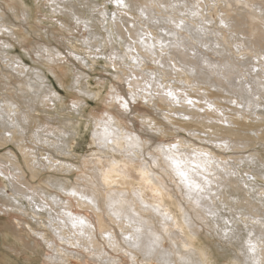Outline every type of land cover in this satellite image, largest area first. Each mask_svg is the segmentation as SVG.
<instances>
[{
  "label": "bare ground",
  "instance_id": "1",
  "mask_svg": "<svg viewBox=\"0 0 264 264\" xmlns=\"http://www.w3.org/2000/svg\"><path fill=\"white\" fill-rule=\"evenodd\" d=\"M48 1L55 3L53 7H56V11L61 13L64 11L69 19H74L78 23L81 22V26L87 30L90 29L89 32L86 30L87 33H80L81 39L87 47L91 49L101 48L102 42L95 41L92 39L93 36L102 38L104 43L107 40H104L103 35L101 36L96 31L95 19L106 31L110 43L115 44L117 39L123 41L125 50L119 51L115 45L111 48L112 52L110 54L113 59V66L117 68L120 60L122 62L132 60L133 63L131 61L124 63L130 65L131 68L128 69V66L123 67L124 69L121 68V71L135 76L134 79L136 80L131 82L128 79L129 90H119L118 86H114L113 89L118 94H113L112 98L115 100H117V97L122 98L128 103V107L132 112L147 114L145 118L150 120L149 125L154 123V130L164 125L151 117L150 112L141 109L139 102L133 108L131 104H134L138 98L150 102L155 99L152 102L159 101L162 106L160 109L163 108L170 114L178 113L177 109L163 107L164 105L178 106V102H171L166 95L160 94L164 93L161 87L162 71L145 67L142 70H147L149 75H145L140 71L137 72V68L141 65L157 62L159 67L162 66L164 69L172 70L173 68L175 72H172L171 75H176L177 82L188 85L193 84L195 86L192 87H197L195 92H203L201 99L209 101L206 106L210 111H214L212 109L222 111V117H216L201 105H197L196 108L202 113H193L194 111L190 110L187 105L183 108L186 110L184 115L191 118L190 121L186 120L188 122L181 121V119L174 118L171 115H163L168 122L176 126V130L180 128L186 130V132L198 131L203 135H207L206 137L193 134L194 139L207 141L209 144L220 143V145H215V148L213 147V151L216 148L218 151L232 149L237 151L236 153H240L239 150L250 146L251 142L252 144L264 143V132H261V128L264 126V106H262L264 105V83L261 81V78L264 77L262 76L264 70L256 75L253 70L251 71L252 68L247 65L251 58L258 55L264 57V49L256 43V45H251L254 50L251 58H247L246 61L242 62L236 61L231 55L223 56L227 53L233 56L234 54L233 51L231 53L229 51L230 48L227 45L229 43L217 36L219 31L215 30L214 26L209 27L214 19L212 20L207 14L204 15V5L200 4L199 0L197 2L191 0H145L144 3L137 0H124L125 14L122 12L124 15H117L116 11L108 13L107 7L99 8V4L93 0H80V2H85L86 8L83 10L67 6L63 3L64 0ZM204 1L209 5L210 2L215 1V3H211L212 7L209 9H217L216 12L220 14L219 16L222 19L221 23L227 26L233 36L232 39L235 40L234 37L236 36L245 37L249 44L252 43L251 40L256 42L261 39L260 28H264V4L260 0ZM231 3L238 4L240 8L237 7L236 11H228L225 6L232 7ZM25 4L23 0H13L10 5L0 4V33L2 29L10 31L11 37L21 43L29 55L32 54V51L38 56L46 52L50 62L55 64L57 61H63L61 58L54 59L62 54L60 53L61 50L59 51L52 43H49L48 46V42H39L34 49L32 43L30 45L23 38L20 40L19 31H14L15 28L13 29L12 23L8 21L10 16L6 11H17V18L20 19L22 16L28 24L30 12ZM16 5L19 6L18 9ZM154 6L157 8L156 11L153 10ZM90 10H97V16L90 17L87 13ZM126 15L129 17H126ZM244 21L247 22L244 24ZM61 23L72 31L71 23L68 24L67 21L62 20ZM118 23L124 27L125 35L129 36L130 42L116 31L115 28ZM20 24L22 23L20 22ZM157 24L159 26H156ZM81 26L76 25L75 27L81 28ZM179 30H183L187 35ZM122 33L124 34V32ZM212 35L215 39L214 45L219 48L218 51L216 48L213 50L212 47H208V41H211ZM241 40L244 44L247 43L246 40ZM0 44L6 47V49H0L2 90L5 88L7 92L12 91L11 94L8 93L5 94L7 96H3L6 98H0V144L2 141L4 143L11 140L18 142L21 137L18 138L19 135H16L15 138L14 134L27 136L28 132L32 131V136L36 142L45 143L48 146V149L44 148V150L49 156L47 160L51 165L48 167L49 170L54 168L63 172H71L72 169L76 168L81 171L75 182L66 177L50 175L47 178L43 176V184L34 185L33 182L42 177L40 168L46 167L44 161L42 162L39 159L37 147H30L27 144L24 147L22 146V149L29 150L28 154L25 152L27 157L32 155V158H29L31 160L27 158V170L31 173L30 179H28V173L23 169L19 158L14 152H10V156L7 157L0 155V175L8 177L7 180L12 185L11 189H13L12 196L4 195L6 187L4 181L0 179V205L4 209H0V212L6 215L11 213L10 211H13V213L22 212L29 217V210L24 207L22 202L23 199L29 200L34 218L39 217L41 219H39L40 222L37 221L40 226L35 228L29 222L15 217L18 219V225L17 228L12 227V232L16 239H20L24 235L20 227L23 228L24 224L27 225L34 236V239L28 236V239L34 245L33 249H41L40 262L42 264H72L71 258L81 260L82 264H219L218 261L213 259L215 257L210 258L212 254L204 247L208 243L205 240L204 242L200 241L201 238L197 237L201 234L199 230H205L204 227H207L206 236L217 238L218 244L214 242L217 244L216 247L223 254H228L226 252L230 251L229 244L231 239L234 238V231L228 232V225L222 226L214 223L217 221L214 219L216 217L214 215L219 212L213 202L217 195L225 208L230 211L234 210L235 213H239L241 216L245 215L246 218H239L241 224L243 223L245 226L252 225L249 231H251L250 234L254 233V237L250 235L245 238L247 236L244 234L245 237L242 238L243 235H241V240L235 246H238V248H233L231 251L233 257L238 261V264H264V230L257 231L258 226L253 225L254 222H257V219L262 218L263 221L261 223L259 221V223L264 227V189L260 188V184L258 185V191H251L249 188L253 184L250 186L247 184L248 181H245L244 174L241 178L237 177L238 173L235 172L238 168L237 165H232V163L231 167L226 165L227 163H223L228 161L226 157L199 146L197 143L193 144L192 149L188 148L187 144L191 141L185 139L181 140L183 143L169 141L170 143L166 145H164L165 141L168 140L163 139L162 141L159 140L155 147L149 145L146 148L144 139L139 140L138 135H133L130 129V134L122 138L119 137L121 142L123 140L126 143L125 146H121V142H118L119 131L128 132L129 127H126L127 124L123 121V111L125 110L120 109L119 104L118 106L114 105L110 110L105 108L107 106L99 107L94 114L92 113L93 121H95L93 139L98 149L92 152L91 159L82 161L79 165L72 163L70 160L72 156H65L64 152L69 140L68 135H72L68 133L73 131H70L66 126L54 130L55 128L53 129L52 126L56 125L34 116V113L40 112L37 111L38 104L49 108V105L55 104L54 102L60 100L61 96L52 87L44 83L47 77L42 72L35 76L37 79H33L31 75L24 74L21 66L15 68L19 57H14L15 55L8 52V47L14 48L10 40L0 37ZM203 47L209 51L213 50L211 51L214 55L213 59L206 52L201 51L200 48ZM72 48L76 49L77 47ZM78 58L84 65H87L83 58ZM165 60H169L173 64L172 68ZM3 61L6 62L3 64ZM49 70L56 77L57 83L64 87L65 82L62 79V73L65 69L52 65ZM15 73L24 75L27 78H18V81L11 82V78H14ZM169 75L168 72H163V76L168 77ZM139 78H141V81L137 80ZM36 80L39 82L37 83ZM140 82L144 83V86L139 85ZM75 83L79 84L80 92L97 100L100 99V93L89 90V85L86 84L85 86L80 79H77ZM136 83L142 88L139 89L135 85ZM17 84L20 87L16 86ZM201 85H207L208 87H200ZM212 89L215 91H212ZM134 90L139 92L138 98L135 96L133 102ZM142 90L152 94V97L148 98L143 95ZM216 91L221 92V94L215 93ZM126 93L129 94V97ZM171 93L173 96L175 92ZM222 94H226V96ZM156 95L158 96L156 97ZM174 96L178 100V94L175 93ZM216 99L220 101L215 102ZM223 100L233 101L234 104L241 106L242 110L226 107L221 103ZM259 100H263V102L260 103ZM85 101L83 99L74 100L73 103L78 108L75 111H81L83 108L81 109L80 105ZM196 103H200V101H196ZM148 104L150 105V103ZM226 108L234 114L228 113L225 110ZM179 111H182V109L180 108ZM253 116L260 119L258 124L251 123L252 121L247 122V120H254ZM70 117L74 118L73 115H70ZM194 119L197 122L201 119L204 120L202 123L197 124L194 123ZM32 122H35L36 125ZM130 122L135 123L133 120ZM225 123H228V126ZM134 125V129L138 128L139 130L140 125L138 123ZM142 125L144 126L145 123H142ZM231 126H235V128ZM160 130L170 137L173 135L167 133V128H164V130L161 128ZM249 130H255V132L261 134L260 136L255 135L256 137L253 138L243 133ZM75 131L78 135V131L76 129ZM6 133L10 136H7ZM27 139H24V141ZM173 143L179 145L178 150L170 147ZM222 143L225 145L222 146ZM70 151L72 152V150ZM111 151L118 156L113 155ZM259 152L257 151L258 154ZM56 154L60 157H57ZM165 155H174L177 160L189 162L185 165V170L188 172L187 183L164 160ZM11 157L13 160H11ZM251 157L264 161V158L256 155V153L254 154V152ZM237 159L232 162L236 163ZM239 159L241 158L239 157ZM153 160H156L155 164L152 163ZM8 162L11 164L12 169L5 166ZM30 162L31 164H29ZM195 164H199L200 167H193ZM263 164H261L263 167L260 165L262 170L255 171V175L262 177L264 181ZM253 167L255 168V166ZM88 170L90 174L86 173ZM231 174H236V177L232 178L233 175ZM105 177L108 178V183L105 182ZM188 184L199 185L203 191H198L195 187L190 189ZM48 187L53 190L52 194L47 191L46 188ZM227 187L234 188V190L228 191ZM261 187L264 188V185ZM73 192L76 195H72ZM230 197L238 201V204H236V201L230 200ZM217 204L219 203L217 202ZM177 207L182 212L178 211ZM219 207L221 208V206ZM234 214L231 216H234ZM210 215L214 218L208 219L207 217ZM218 217L224 219V216ZM228 217H230V214ZM44 218L47 220V226L43 222ZM81 220L83 221L82 224L79 222ZM180 220H182L185 227L180 224ZM225 220H228L229 223H236L238 226L236 220H229L227 217ZM210 221L214 222L211 223ZM195 236L197 239L193 238ZM126 237H131V239H126ZM207 237L206 240L208 241ZM3 243L7 245L9 241H3ZM250 243L255 244V251L250 250ZM9 249L11 252H16L14 247H9ZM231 252L229 254H232ZM72 254H74L73 257H71ZM233 257L231 256L229 259ZM2 261L4 259L0 257V264H17L16 259L12 257L5 258L4 263H1Z\"/></svg>",
  "mask_w": 264,
  "mask_h": 264
},
{
  "label": "rangeland",
  "instance_id": "2",
  "mask_svg": "<svg viewBox=\"0 0 264 264\" xmlns=\"http://www.w3.org/2000/svg\"><path fill=\"white\" fill-rule=\"evenodd\" d=\"M17 1H19V0H17ZM23 1L26 3L25 5L28 7V10L30 12V17H29V20H28L29 21L28 24H26V22L24 21L22 16H21L20 19L17 18V14H18L17 11H15V10L14 11H10V10L6 11V13L10 16L8 21H10L12 23L11 26L13 27V29L15 28L14 31L15 32L19 31V35L21 36L20 40H22V38H23L24 40L28 41L30 45L32 43V45H33L32 47H34V49L36 47L35 45L37 43H39V42L40 43L48 42L47 43L48 46H49V43H52L54 46H56V48L59 51L61 50L60 53L62 54V55H58V57H55L54 59L58 60V58L59 59L61 58V59H63V61H57L55 64L50 62L48 60V53H46V52H44V53H42L40 55L43 58H41L40 56L35 54L33 51H32V54L29 55V53L25 50V47L24 46L22 47L21 43L17 42L15 38H12L10 31H7L6 29H2V31L0 33V37L1 38L3 37V39H6V40H10V42L12 43L14 48L12 49V48L8 47L7 48L8 52L11 55H15L14 57H16V56L19 57V61H16L17 64H15V68H16V66H21V68L24 70V74L31 75V77L33 79H37L35 76L38 75L40 72H42L44 74V76L47 77V80H44V83L46 85L52 87L57 92V94H59L61 96L60 97L61 99L60 100H56V102H54L55 104H53V103L50 104L49 108H48V106L46 107V106H41V105L38 104V106H37L38 110L37 111H40V112L34 113V116L35 117H39L42 120H47L48 122H51L52 124L56 125V126H52L53 129L55 128L54 130L61 129L64 126H66V127H68V129L70 131H73L72 133H68V134H72V135H68L69 140H68V144L66 146V151L64 152V154H65V156H68V157L72 156V158L70 159L71 162L76 164V165H79L82 161H85L87 159H91L90 155L92 154V152L95 151L96 149H98L96 147L97 144H95L94 139H93V134L95 132L94 131L95 130L94 129L95 128L94 127L95 126V121H93V116L92 115L95 113V111L99 107L107 106L105 108H107V109L109 108L108 110H110L111 107H113L114 105L118 106L119 103H117V100L112 98L113 94H118L117 91L113 89V87L114 86H118L119 90H121V89L129 90V85L127 84V81L129 79L131 82H133L134 80H136V79H134L135 76H133V75H131L129 73L127 74L126 72L121 71V68L128 66V69H129L130 65H127V64H124V63H129L130 61L133 63V61L130 60L128 62L126 60V62H122V60H120V62H118L119 64H118L117 68H115L113 66V62H112L113 59H112L111 54H110L112 52L111 48L113 47V45H115V47H118L117 49L119 51H122V49H124L123 48V41L117 39L116 40L117 42H115V44L110 43L109 40H108V35L106 34V31L103 29L102 25L99 24L96 19H95V23L97 25V29L94 27V30L96 29V31H98L101 34V36L103 35L104 40L105 39H107V40H105L106 43H104L102 38L100 39V37L96 38V37L93 36L92 39H94L95 41L97 40L98 42H102V46L100 45V47H101L100 49L99 48L91 49L90 47H87L85 45L83 39H81V34L89 32L90 29L88 28V30H87L86 28L81 26L82 25L81 22L78 23V22L74 21V19H69L67 13H65L64 11H62V13L59 12V11H56V7L55 8L53 7V6H55V3L49 2L48 0H23ZM93 1L97 2V4H99L98 5L99 8L107 7L108 13H110V12L113 13L115 11H116L117 15H120V14L124 13L125 8L123 6H121L120 4H118L117 1H114V0L113 1L112 0H107V1L106 0H93ZM137 1L144 3L145 0H137ZM191 1L197 2V0H191ZM12 2H13V0H2V1L0 0V4H4V5H8V4L10 5ZM207 2H208V0H207ZM212 2L215 3V1H212ZM212 2H210V5H209V4H206L204 0H199V3L204 5V15L207 14V15L210 16V18H212V20L214 19L213 23L210 24L209 27L214 26L215 30L219 31V34L217 33L218 34L217 36L221 40H225V41H227L229 43L227 45H228V48H230V50L229 49L228 50L230 51V53H231V51H233V54H234V56H233L232 54L227 53V54H223V56L231 55L232 58L235 59L236 61L242 62V61H246L247 58H251V55L254 52V50L251 48V45H256L257 44V45L262 46L263 49H264V30H263L264 28H260L261 39L259 41L254 42L255 40H251L252 43L249 44L247 38H245V37H237V36L234 37L235 38V40H234V39H232L233 36L231 35V33L228 30L227 26L223 25L221 23L222 19L219 16L220 14H218L216 12L217 9L216 8H212L211 10L209 9V8L212 7V4H213ZM260 2H262V4H264V0H260ZM19 3H21V2H19ZM63 3H65L67 6L77 7L80 10H83V9L86 8V6L84 5L85 2H80V0H64ZM231 5H232V7H226L225 6V8H227L228 11H232V10L236 11L238 8H240V6L238 4H236V3H231ZM16 8L18 9L19 6L16 5ZM208 9H209V12L207 11ZM97 10L96 11L95 10H90L91 12L89 11L87 13H88V15L90 17L97 16ZM153 10L156 11L157 8L154 6ZM238 11H240V10H238ZM234 14L236 15V13H234ZM126 17H129V16L126 15ZM61 20L62 21H67L68 24L71 23L70 25H71L72 31L70 29L66 28L64 26V24L61 23ZM20 22L22 24H20ZM246 22L247 21H244V24ZM157 23L159 24V22H157ZM158 24L156 26L160 25V24L159 25ZM76 25H80L81 28L75 27ZM128 25L131 26L130 24H128ZM115 29H116V31L119 32V34H122L124 36L125 40H127L129 42L131 41L129 36L125 35V29H124V27L122 25H120V23H118V25L116 26ZM86 30H87V32H86ZM179 31H181L185 35H187V33H185L183 30H179ZM122 32H124V34ZM213 35H214V33H213ZM213 35H212L211 41H208L209 42L208 43V47H212L213 50H214V48H216L217 51H218V49H219L218 46L214 45L215 39H214ZM241 39H243L244 41L246 40L247 43L244 44ZM91 42H93V41H91ZM91 42H90V44H92ZM90 44H88V45H90ZM74 46L77 47V48L76 49L72 48ZM0 49H6V47L0 44ZM68 49L70 51L72 50L71 54L69 53L70 51ZM200 49H201L202 52H204V53L206 52L208 54V56H211L212 59L214 58V55L211 52L213 50L209 51V50L205 49L204 47L200 48ZM98 53H100V54H98ZM74 54L76 56H73ZM44 57H46V58H44ZM78 57L83 58L86 61L87 65H84V63H82L81 60H78L79 59ZM6 61H8V60H6ZM6 61H3V64ZM1 62H0V65L2 64ZM165 62L170 66V68H172L173 64L169 60H165ZM134 63L136 64V62H134ZM253 63H254V65H253ZM52 65H54L55 67H60V69L63 68V70L65 69L63 71V73H62V79L65 82L64 87H61L57 83L56 77H54V75L49 70V67H51ZM247 65L250 66V68H252L251 71L253 70L254 73H256V75H257V74L261 73L262 70H264V57L258 55L255 58H251V61L250 62L248 61ZM145 67L146 68L159 69V70L162 71V78H161L162 81L161 80L160 81L162 82V86L161 87H162V91L164 93H160V94L163 95V96L166 95L167 99L170 100L171 102L172 101L174 103L178 102V106H175V105H169V106L168 105H164L163 107H166L168 109H170V108L177 109L178 113L170 114L168 111L163 110V108L160 109L162 106L159 104V101L158 102L156 101L155 103L152 102L155 99H152V101L150 102L149 100L146 101V100H143L141 98H138L137 97L138 92H139L138 90H134L133 91V93L135 94V96L139 100L137 99V101L134 102V104L133 103L131 104L132 108H133L134 105H137L138 102H139V106H140L141 109H144V110H147L148 112H150L151 113V117L155 118L157 122L162 123L164 125L161 128L163 130H164V128H167V133H169L171 135L173 134V135L170 137L168 134H165L164 132H162L160 130L161 128H156L157 130L158 129L160 130L159 132L157 130H154V128H155L154 123L149 125L150 120L148 118H145V117H147V114L140 113V112H132V111H130V109L128 107V109H127L128 111H123V114H124L123 115V121L125 122V124H127L126 127H129L128 128V132H125V131L120 132L119 131L118 138L119 137L122 138V137H124V136H126V135H128V134H130L132 132L133 135H135V134L138 135L139 140H143L144 139L143 141H144V145L146 146V148L149 147V145L152 146V147H155L156 144L158 143V141L159 140L162 141L163 139L164 140H168V141H165L164 145L170 143L169 141L182 142L181 141L182 139L188 140L189 142L191 141L189 144H187V147L191 148V149H192L193 144L197 143V145H199V146L205 147V148H207L208 150H210L212 152L215 151V153L220 154L223 157H226L228 159V161L227 162H223L225 164L227 163L226 165L230 166L231 163H232V165H237L238 168H237V170H235V172L237 171V173H238L237 177L241 178L242 174H244L243 177L246 178V180H245L246 182L248 181L247 184H249V186L253 184L249 188V189H251V191H258V189H259L258 185L259 184H260V188L264 189L263 187H261V186L264 185V184H262V183H264L263 178L262 177H257L255 175V171L257 172L259 170H262L263 166L261 164L264 163V161H259V160H257V158L255 159V158L251 157L253 155V152H254V154L256 153V155L261 156L262 158H264V143L259 142V143L252 144V142H251L249 144L250 146L244 147V149L241 148L242 150H239L240 153H236L237 151L232 150V149L226 150V151H218V149L216 148L217 150L214 149V151H213V147L215 145L216 146L220 145V143H217V144L210 143L211 144L210 145L209 143H207V141H201V140L194 139V136H193V134H197V135L199 134L200 136H206V137H207V135H203L202 133H199L198 131L186 132V130L180 129V128H178V130H176V126H174L170 122H168L165 119L164 116L165 115H171L174 118L181 119V121L188 122V121H190L191 118H189L188 116L184 115V112L186 110H184V108H183V107H185L187 105L189 106L190 110L194 111V112L192 111L193 113H195V112L202 113L201 111H199L196 108L197 105H201V106H203V108H206L208 110V112H210L213 116H216V117H222V111H217L216 109H212L214 111H210V109H208V107L206 106L209 103V101H205V100L201 99V95L203 94V92H200V91L195 92L197 87H192V86H195L193 84L188 85L186 83L177 82V80H176L177 77H175L176 75L175 74L171 75L172 72L173 73L175 72L173 68H172V70L171 69H164L162 66L159 67L157 62L155 64L154 63H145L144 65H141L139 68H137V70H138L137 72L140 71V72L144 73L145 75L148 74L147 70H142ZM128 69H126V70L128 71ZM163 72H168V74H170V75L168 77L163 76ZM117 73H118V75H117ZM1 75L2 74H0V91L2 90V87H3V83L1 81V79H2ZM14 75H15L14 78H16V79L11 78V82H16L20 78L21 79L27 78L26 76L19 75L17 73H15ZM130 76H133V77H130ZM246 76L249 78V76L247 74H246ZM262 76H264V73L262 74ZM77 79H80L82 84H84L85 86H86V84L89 85V90L91 89L93 91H98L100 93V97H99L100 99L97 100L94 97H89L86 94L80 92V90L78 88L79 84L77 85L75 83ZM137 80L141 81V78H139ZM238 80H239V78H238ZM164 81H165V83H164ZM261 81L264 83V77L261 78ZM36 82L38 83L39 81L36 80ZM140 84L144 86V83L140 82L139 85ZM135 85H137V87L139 89L142 88L137 83ZM186 85H188V86H186ZM16 86L20 87V85H18V84ZM200 87H208V86L207 85H201ZM183 88H185V89L189 88L190 90L189 89H186V90L184 89L183 90ZM212 91H215V90L212 89ZM11 92L12 91L7 92V90L4 88L0 92V98H2V99L6 98V97H3V96H7L5 94H8V93L11 94ZM168 92H173V93L175 92L176 94H178V96H179L178 100L174 96L175 93L173 94V96L172 95L168 96L167 95ZM141 93L143 95H145L146 97H148V98L152 97V94H150L149 92H146V91L142 90ZM215 93H220L221 94V92H217V91ZM126 95L129 97L128 93H126ZM158 95H156V97ZM222 95L226 96V94H222ZM76 99L86 100L85 102L82 103L83 105L82 104L80 105V108L81 109L83 108V109L81 111H79V112L75 111L78 108L73 107V105H74L73 102ZM188 101H191L192 103H188ZM196 101H200V103H196ZM217 101H220V100L216 99L215 102H217ZM259 101H260V103L263 102V100H259ZM111 103L112 104L114 103V104L112 105ZM148 103H150V105ZM221 103H223L226 107H230V108H234V109L237 108L238 110H242L241 106H238V105L234 104L233 101L227 102V101L223 100ZM262 106H264V105H262ZM118 107L120 109H123L120 106H118ZM180 108L182 109V111H179ZM225 110L228 111V113H230V114H234V112L229 111L227 108ZM70 115H73L74 118H71ZM253 119L254 120H247V122H251L252 121L251 123H256V124L259 123V120H260L259 118L253 116ZM131 120H133L135 123H138L140 125L139 130H138V128L134 129V127H135L134 124L135 123L133 124L132 122H130ZM186 120H188V121H186ZM203 120L204 119H201V120H199L197 122L196 119H194V123L200 124V123L203 122ZM59 121H60V123H59ZM207 122H210V121H207ZM142 123H145V125L143 126ZM32 124H35V122H32ZM225 124L227 125L228 123H225ZM231 127L235 128V126H231ZM75 129L78 131V133H79L78 135L76 134ZM130 129H131V132L129 131ZM261 132H264V126H263V128H261ZM243 133L244 134L246 133V135L252 136L253 138H255L257 135L260 136V134H261V133L258 134L257 132H255V130L244 131ZM6 135H7V133H6ZM16 135L17 136L19 135L18 138L21 137L22 141L20 139H18V138L17 139L20 140L18 142L17 141L15 142V141L11 140L9 142L4 143L2 141L3 146H2V143H1L0 144V155L1 156L3 155L5 157H7V156H10V152H14L17 155V157L19 158V162L21 163V166L28 173V176H27L28 179H30L31 178V173L27 170L28 169L27 168L28 167L27 166V158H28V160H31L29 158H32V155H29L27 157L26 154L29 153V150L28 149L25 150V148L24 149H22V148L24 146H26L25 144L29 145L30 147H37L36 149H37V152L39 154V159L42 162L44 161V163L46 164V167L40 168V172L42 173V177L39 178V179H36V181L33 182L34 185L43 184V176L45 178H47L50 175H56L57 177H66L68 179H71L73 182H75L77 180L78 176H80L81 171H79V169L77 170L76 168L72 169L71 172H68V171H64L63 172L61 170H55L54 168L52 170H49L48 167L51 166L50 163L47 161L49 156L46 153V150H44V148L48 149V146L45 143L41 144L39 142H36L34 140L33 136H32L33 135L32 131L28 132L27 136H22L21 134H14L13 136L16 138L17 137ZM7 136H10V135H7ZM11 137H12V135H11ZM14 137H12V138H14ZM23 137H24V139H27V138L28 139L24 141ZM152 137H154V138H152ZM138 138H135V139H138ZM118 142L119 143L121 142L120 138L118 139ZM173 144L178 145L177 143H173ZM123 145L125 146L126 143L122 140L121 146H123ZM224 145L225 144L222 143V146H224ZM68 147H69V149H68ZM70 150H72V152ZM185 150H188V149H185ZM227 151H229V152H227ZM257 151H260L259 154L257 153ZM25 152H27V153L25 154ZM42 152H45V153H42ZM111 152H112L113 155L118 156L113 151H111ZM182 152H184V151H182ZM227 154H229L231 157L229 155H227ZM56 156L60 157V155H58V154H56ZM239 157L241 159H239ZM248 158H249V160H248ZM234 159H237L236 163L232 162V161H234ZM11 160H13L12 157H11ZM61 160H62V158H61ZM247 161H248V164H247ZM2 162H6V161H2ZM250 163L253 164V165H251ZM29 164H31V162ZM47 164H49V165H47ZM245 165H246V167H245ZM260 165L262 167H260ZM5 166H8L9 168H11V164L9 162L6 163ZM253 166H255V168ZM38 169H39V167H38ZM43 169H46V170H43ZM86 173L90 174L89 170ZM231 175H233V177L231 176L232 178L236 177L235 176L236 174H231ZM247 178H248V180H247ZM0 179L3 180L4 183H5L6 190L4 192V195L6 194V196H12V194H13L12 190L13 189H11L12 185L7 180L8 177L0 175ZM258 181H260V182H258ZM229 188L230 187H227L228 191L234 190V188H230V190H229ZM46 189H47V191L50 194L53 193V190L51 188L48 187ZM230 200H233L234 202L236 201V200H234V198H231V197H230ZM22 202L24 204V207L27 210H29V214H30L29 217L25 213H22V212L21 213L20 212H18V213L14 212L13 213V211H10L11 213H9L7 215L0 212V257H2L4 259V261H5V258H8V257L15 258L16 261H17L16 262L17 264H42L40 262L41 261V258H40L41 249H38V250L33 249L34 245H33L32 242H30V240L28 239V236L31 239H34V236H33L32 232L29 230V228H27V225H25V224L23 225L26 228L20 227V229L24 233V235L20 239H16V237L14 236V234L12 232V227L13 228L14 227L17 228L18 219H22V220H25L26 222H29V224L32 225L35 228H38L40 226V224H37V223L40 222L41 219L39 217L38 218H34V216L32 214V210H31L32 205L29 204V200L28 199H26V200L23 199ZM213 202H214V205H216V210L219 211V212H216L218 214H216L214 216H216V217H218V216L223 217L224 216V219H221L220 217H218L220 219H218L216 217L214 218L212 215H210L207 218L208 219L209 218L210 219L214 218V219L217 220L215 222L214 221H210L211 223H213V222L214 223H218L219 225H222V226H227L228 225L227 226V227H229V228H227L228 232H233L234 231L233 232L234 234L232 233L234 238L231 239V241L229 240L231 242L229 244L230 251L226 252L228 254H223L222 251L218 247H216V245L218 244L217 238L215 239V237L211 238L209 236L208 237L206 236L207 227H204L205 230H202V229L199 230L201 234L199 236H197V237L201 238L200 241L204 242V240H205L209 244V245L205 244L204 247H206L209 250V252L212 254L210 256V258L215 257L213 259L218 261L219 264H225V263L238 264V261L233 257V253L231 251H232L233 248H238V246L237 247H235V246L238 245L237 243L241 240L240 239L241 235H243V236H241L242 238H244L245 235L247 236L245 238H248V236H250V235L254 237V233L250 234L251 231H249V229L252 228V225L249 224V225H247L248 226L247 227L243 223L241 224V222L239 221L241 219H239V218H243L244 219V218H246V217H244L245 215H242L243 216L242 217L239 213H235L234 210L230 211L227 208H225L221 204L222 201L220 200V197L218 195H217V197H215L213 199ZM217 202L220 205L217 204ZM236 204H238V201H236ZM219 206H221V208ZM177 208H178V211H180L179 207H177ZM0 209L4 210L1 207V205H0ZM78 209L81 210L80 208H78ZM180 212H182V211H180ZM229 214H230V217H228ZM233 214H234V216H231ZM15 217H18V219L15 218ZM226 217L229 220L233 219V220L238 221L237 222L238 226L236 225V223H229L228 220L226 221L225 220ZM256 221L257 222H254V224L252 223L253 225H257L258 226L256 230L257 231H263L264 227L261 226V224H260L261 221H263V219L260 218V220L257 219ZM259 221H260V223H259ZM43 222L47 226V220H45V218H44ZM180 224L183 227H185V225L182 222V220H180ZM244 226L247 227V228H245ZM232 227L234 228V230H233ZM240 227H242V228H240ZM47 229L49 230V228H47ZM245 231H246V233H245ZM239 232H240V234H239ZM235 234H237V235L239 234V235L237 236ZM201 235H202V237H201ZM203 235H205V236H203ZM191 236H193V235H191ZM197 237L195 236L193 238L197 239ZM206 237H207L208 241L206 240ZM236 237H238V238H236ZM3 241H9V244L4 245ZM214 242L217 243V244H215ZM213 246H214V248H212ZM239 246H241V245H239ZM9 247L16 248V252H11ZM230 252L232 254H229ZM214 254H215V256H214ZM73 255L74 254H72L71 257H73ZM216 255L218 256V258H217ZM231 256L233 258L229 259V257H231ZM220 257H222V258H220ZM4 261H2L1 263H4ZM70 261H71L72 264H82V261L79 260V259L77 260L75 258H71ZM223 261L224 262L226 261V262L224 263Z\"/></svg>",
  "mask_w": 264,
  "mask_h": 264
},
{
  "label": "snow or ice",
  "instance_id": "3",
  "mask_svg": "<svg viewBox=\"0 0 264 264\" xmlns=\"http://www.w3.org/2000/svg\"><path fill=\"white\" fill-rule=\"evenodd\" d=\"M117 3L120 4L121 6H123L124 0H117ZM168 96H171L172 93L168 92L167 93ZM132 100L134 102L135 100V94H133L132 96ZM117 103H119L120 107H122L125 111H127L128 109V103L126 101H124L122 98L117 97ZM188 103H192L191 101H188ZM73 107H76V105L74 104ZM111 142V141H109ZM172 149H177L178 150V145L173 144L170 146ZM164 160L168 163V165L175 171V173L182 178V180H184L186 183L188 182V172L185 170V165L188 164V161H180L177 160L175 158L174 155H165L164 156ZM153 164L156 163V160L152 161ZM193 167L195 168H199L200 165L199 164H195ZM105 182L108 183L109 180L107 177H105ZM188 187L191 189L193 187L196 188V190L198 191H203V189H201L199 187V185H192V184H188ZM72 195H76L75 192L72 193ZM81 224L83 223V221H79ZM126 239H131V237H126ZM250 250L255 251V244L250 243L249 244Z\"/></svg>",
  "mask_w": 264,
  "mask_h": 264
}]
</instances>
